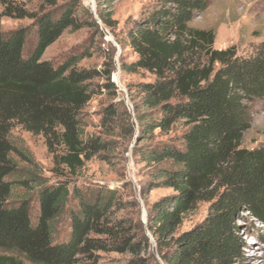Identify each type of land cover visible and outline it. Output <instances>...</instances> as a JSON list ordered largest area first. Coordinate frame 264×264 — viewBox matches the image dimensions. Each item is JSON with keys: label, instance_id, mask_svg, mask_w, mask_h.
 <instances>
[{"label": "trees", "instance_id": "obj_1", "mask_svg": "<svg viewBox=\"0 0 264 264\" xmlns=\"http://www.w3.org/2000/svg\"><path fill=\"white\" fill-rule=\"evenodd\" d=\"M40 1L38 10L23 1H1L0 16L29 18L34 24L8 34L0 28V251L20 254L31 264H76L77 255L99 250L136 253L148 240L135 241L124 226L110 221L113 191L89 201L66 183H38L35 221L30 199H13L17 185L29 189L30 182H37L35 176L8 179L18 170L14 156L33 163L30 153L11 140L15 126L43 135L56 167L65 165L72 172L106 146L94 137L84 139L81 121L91 98L88 81L99 71L79 69L77 57L58 66L42 60L65 30L85 23L73 6L57 8L58 0ZM205 7V0H159L129 32L138 58L124 69L154 75L139 85L143 105L158 110L153 125L166 131L182 121L187 127L180 147L157 153L158 160L173 161L174 169H164L163 177L176 190L171 208L156 207L159 245L199 201L212 202L208 217L176 240L172 255L160 251L166 264H233L242 246L233 231L239 211L264 223V148H241L250 126V104L264 97V41L247 56L231 48L214 49L215 32L190 24ZM100 19L112 27L110 12L101 11ZM93 25L99 26L96 21ZM32 29L36 38L25 53ZM73 198L79 208L70 210L71 232L56 243V225ZM0 264L23 263L0 255Z\"/></svg>", "mask_w": 264, "mask_h": 264}, {"label": "rangeland", "instance_id": "obj_2", "mask_svg": "<svg viewBox=\"0 0 264 264\" xmlns=\"http://www.w3.org/2000/svg\"><path fill=\"white\" fill-rule=\"evenodd\" d=\"M0 0V15L2 4ZM30 10H38L40 0H17ZM206 7L195 14L191 26L213 30L216 38L214 49L231 48L240 56L249 55L255 46L264 41V0H205ZM159 0H58L57 8L73 6L84 27L69 28L45 51L42 60L58 66L73 57L78 58L79 69L99 71L88 81L91 98L81 112L84 139L97 138L106 142L103 150L72 172L67 166L56 167L54 156L48 151L43 135L33 134L20 126L11 132V140L33 157V163L18 161V170L8 179H27L31 188H14L13 199H30L32 219L38 215V183L54 186L66 183L71 190L81 191L92 201L98 193L113 191L115 203L110 211V221L125 227L127 235L135 241L148 240L136 253L111 250L93 251L92 256L79 254L76 264H166L161 250L172 255L176 240L194 230L211 212L212 202L199 201L183 215L181 223L168 240L159 245L155 236L156 207L172 203L176 190L164 184L163 170L174 169L171 159L158 160L157 153L169 146L180 147L187 127L182 121L169 130L153 125L159 113L143 105L139 85L152 81L154 75L146 71H128L125 65L134 62L138 54L131 47L129 32L158 6ZM47 9H53L48 7ZM110 12L112 27L100 19V12ZM92 16V17H91ZM96 21L99 26H94ZM34 20L0 16V28L5 34L20 27L33 26ZM34 28V27H33ZM35 29V28H34ZM28 36L25 53L36 38L35 30ZM111 71L110 78L107 72ZM250 126L245 131L241 148H264V97L250 104ZM79 208L72 199L68 210L56 225V243L68 239L71 232L70 210ZM233 231L242 240V246L233 264H248L252 248L264 247V223L247 211H239ZM258 255L263 251L258 247ZM17 262L31 264L17 253H3Z\"/></svg>", "mask_w": 264, "mask_h": 264}, {"label": "bare ground", "instance_id": "obj_3", "mask_svg": "<svg viewBox=\"0 0 264 264\" xmlns=\"http://www.w3.org/2000/svg\"><path fill=\"white\" fill-rule=\"evenodd\" d=\"M258 247H260V249H262L263 254L262 256L258 255L257 249ZM252 256H250L247 260L248 264H264V247H262L261 245L259 246H255L252 248Z\"/></svg>", "mask_w": 264, "mask_h": 264}]
</instances>
